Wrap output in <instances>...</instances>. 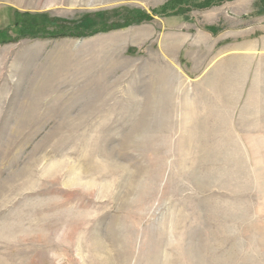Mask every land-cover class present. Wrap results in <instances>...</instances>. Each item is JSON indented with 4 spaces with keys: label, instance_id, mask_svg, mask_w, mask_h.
Here are the masks:
<instances>
[{
    "label": "rangeland",
    "instance_id": "obj_1",
    "mask_svg": "<svg viewBox=\"0 0 264 264\" xmlns=\"http://www.w3.org/2000/svg\"><path fill=\"white\" fill-rule=\"evenodd\" d=\"M167 2L0 0V264H264V0Z\"/></svg>",
    "mask_w": 264,
    "mask_h": 264
},
{
    "label": "trees",
    "instance_id": "obj_2",
    "mask_svg": "<svg viewBox=\"0 0 264 264\" xmlns=\"http://www.w3.org/2000/svg\"><path fill=\"white\" fill-rule=\"evenodd\" d=\"M189 0H169V2H167L164 7H170V8H174L176 5H180V4H184L185 2H188ZM198 4L196 5V7H206L208 6L209 4H211L212 2H219V1H222V0H198ZM36 17L37 16H27L25 15V19L27 20L28 24H27V27H25V33L23 35V37H30V38H39V37H46V38H63V37H71V33L69 32H59L58 34H50L49 32L45 34V36H43V34H39L40 33V29L39 27L37 26V24L39 23H36ZM142 18V16H140ZM143 18H148L147 16H144ZM127 19V18H126ZM130 18H128L126 21H128ZM128 23V22H127ZM121 25V24H119ZM115 27H119L118 24H115V25H111L109 27L107 26H104L102 29L103 30H99V31H102V32H107L108 30L110 29H115ZM27 31V33H26ZM86 35V34H85Z\"/></svg>",
    "mask_w": 264,
    "mask_h": 264
}]
</instances>
